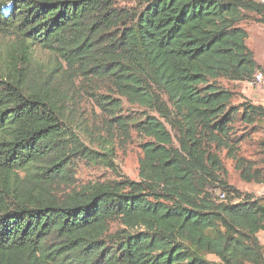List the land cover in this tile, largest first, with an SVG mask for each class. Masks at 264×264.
I'll list each match as a JSON object with an SVG mask.
<instances>
[{"label": "trees", "instance_id": "16d2710c", "mask_svg": "<svg viewBox=\"0 0 264 264\" xmlns=\"http://www.w3.org/2000/svg\"><path fill=\"white\" fill-rule=\"evenodd\" d=\"M124 1L134 6L0 0V264H264V195L220 178L218 154L244 181L264 182L233 129L240 109L255 124L264 107L232 105L217 83L261 69L238 23L251 12L264 25V1ZM77 79L105 115L101 151L81 141ZM110 92L146 109L143 119L119 114ZM131 128L148 138L138 180L77 187L75 162L115 168L113 142Z\"/></svg>", "mask_w": 264, "mask_h": 264}, {"label": "rangeland", "instance_id": "374dc122", "mask_svg": "<svg viewBox=\"0 0 264 264\" xmlns=\"http://www.w3.org/2000/svg\"><path fill=\"white\" fill-rule=\"evenodd\" d=\"M264 1V0H262ZM119 6H134L133 2H125L118 0ZM247 18L238 23L247 31L246 44L252 50L255 61L260 65L261 69L256 73H261L264 80V25L254 21L255 14L247 12ZM35 59L42 64L52 63L54 56L41 49H36L34 52ZM217 83L234 94L231 103L239 107L241 103L249 101L255 105L264 107V83L256 82L250 84L249 81H234L225 78H219ZM76 95L75 109L82 117V128L79 129L81 141L93 150L101 151L104 142L103 137H106L105 129L102 128V119L105 115L95 105V101L90 93L84 88L81 82L77 79L74 85ZM102 91V90H101ZM109 91H104L108 93ZM111 93V92H110ZM112 97L120 98L122 101L121 111L119 114L125 117H136L143 119L142 114L147 110L136 105L129 104L124 98L115 93H111ZM240 109V108H239ZM242 110L240 109L238 119L233 123L234 134L237 139L240 151L239 156L244 157L247 161H251L255 168L264 171V121L255 124H247L239 118ZM158 117L155 112H150ZM166 127L171 131L173 136V144L177 145L175 132L168 124ZM97 134L101 136L97 137ZM148 138L140 135L133 128L130 131V138L123 140L122 137L113 142V163L115 168L104 166L103 163H92L87 161L75 162V185L82 187L88 183L95 181H104L108 179H118L126 177L130 180H138V161L142 156L141 144L147 141ZM225 174L220 176L227 184L239 189L244 193H250L255 197L264 195V182H246L236 168V162L227 155L225 149L218 152ZM213 197L218 198L219 188L210 187ZM261 243H264V231L258 233ZM210 259H215L214 256H209Z\"/></svg>", "mask_w": 264, "mask_h": 264}, {"label": "built area", "instance_id": "2783aa9c", "mask_svg": "<svg viewBox=\"0 0 264 264\" xmlns=\"http://www.w3.org/2000/svg\"><path fill=\"white\" fill-rule=\"evenodd\" d=\"M256 82H263L264 83L263 76L261 73H256L254 75L253 80L249 81L250 84H253ZM224 198H225V194L223 192H219L218 193V200H223Z\"/></svg>", "mask_w": 264, "mask_h": 264}, {"label": "crops", "instance_id": "0c3cea01", "mask_svg": "<svg viewBox=\"0 0 264 264\" xmlns=\"http://www.w3.org/2000/svg\"><path fill=\"white\" fill-rule=\"evenodd\" d=\"M264 231V230H263ZM259 238V237H258ZM264 245V243H262Z\"/></svg>", "mask_w": 264, "mask_h": 264}]
</instances>
